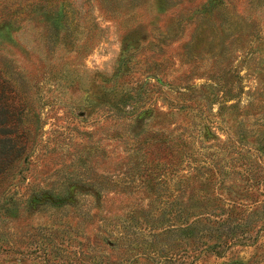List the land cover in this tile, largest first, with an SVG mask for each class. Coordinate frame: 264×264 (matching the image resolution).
Instances as JSON below:
<instances>
[{"label":"rangeland","instance_id":"obj_1","mask_svg":"<svg viewBox=\"0 0 264 264\" xmlns=\"http://www.w3.org/2000/svg\"><path fill=\"white\" fill-rule=\"evenodd\" d=\"M0 73V264H264V0H0Z\"/></svg>","mask_w":264,"mask_h":264},{"label":"trees","instance_id":"obj_2","mask_svg":"<svg viewBox=\"0 0 264 264\" xmlns=\"http://www.w3.org/2000/svg\"><path fill=\"white\" fill-rule=\"evenodd\" d=\"M24 111L18 91L0 73V177L25 154Z\"/></svg>","mask_w":264,"mask_h":264}]
</instances>
